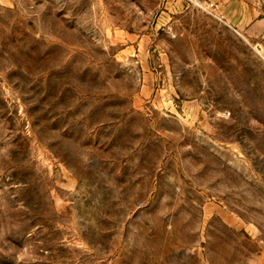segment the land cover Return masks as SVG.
<instances>
[{
	"label": "rangeland",
	"instance_id": "obj_1",
	"mask_svg": "<svg viewBox=\"0 0 264 264\" xmlns=\"http://www.w3.org/2000/svg\"><path fill=\"white\" fill-rule=\"evenodd\" d=\"M202 0H0V264H264V59Z\"/></svg>",
	"mask_w": 264,
	"mask_h": 264
},
{
	"label": "crops",
	"instance_id": "obj_2",
	"mask_svg": "<svg viewBox=\"0 0 264 264\" xmlns=\"http://www.w3.org/2000/svg\"><path fill=\"white\" fill-rule=\"evenodd\" d=\"M216 5L219 21L251 44L264 59V0H202Z\"/></svg>",
	"mask_w": 264,
	"mask_h": 264
},
{
	"label": "built area",
	"instance_id": "obj_3",
	"mask_svg": "<svg viewBox=\"0 0 264 264\" xmlns=\"http://www.w3.org/2000/svg\"><path fill=\"white\" fill-rule=\"evenodd\" d=\"M213 5V4H212Z\"/></svg>",
	"mask_w": 264,
	"mask_h": 264
}]
</instances>
